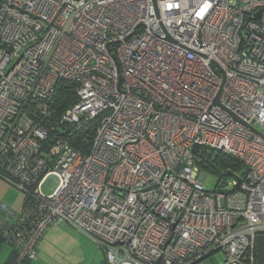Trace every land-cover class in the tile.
Instances as JSON below:
<instances>
[{"label":"built area","instance_id":"2783aa9c","mask_svg":"<svg viewBox=\"0 0 264 264\" xmlns=\"http://www.w3.org/2000/svg\"><path fill=\"white\" fill-rule=\"evenodd\" d=\"M61 80L77 102L48 127ZM210 149L244 177L207 190ZM0 178L26 194L19 213L0 201L17 263L69 224L108 264H256L264 0H0Z\"/></svg>","mask_w":264,"mask_h":264},{"label":"rangeland","instance_id":"374dc122","mask_svg":"<svg viewBox=\"0 0 264 264\" xmlns=\"http://www.w3.org/2000/svg\"><path fill=\"white\" fill-rule=\"evenodd\" d=\"M207 152H205V162L202 163L203 170L207 173L204 185L209 191H214L219 184L227 188V183L233 178L222 177L219 173L214 172L207 162ZM241 167V168H240ZM246 166L240 165L234 169L236 176H242ZM43 191L51 193L53 188L44 184ZM26 194L21 189L0 178V201L6 204L11 210L19 213L24 205ZM11 246L5 244L0 252V264L8 261ZM218 261L222 263L225 258L223 251L216 254ZM29 264H107L105 261V251L99 248L88 236L79 232L69 224H52L49 225L41 240L38 249L37 260Z\"/></svg>","mask_w":264,"mask_h":264},{"label":"trees","instance_id":"16d2710c","mask_svg":"<svg viewBox=\"0 0 264 264\" xmlns=\"http://www.w3.org/2000/svg\"><path fill=\"white\" fill-rule=\"evenodd\" d=\"M76 102H77V96H76L75 84L66 80L59 81L56 87V94L51 106V112L54 117L50 122L44 119L45 124L48 127H50L55 118L62 116V114L66 111V109L76 104ZM96 125H97V118L92 120L89 124H87L85 128L76 131H69L68 133H65L64 136L67 139H69L71 145L74 148L84 149V151H88L91 140L93 139V136L96 132ZM206 152L208 154L206 160L209 163V165L208 166L204 165V166L211 168L216 173H219L221 175V180H223L222 177H224L225 172L231 171L235 173L234 169L237 166L240 165L245 166L242 162L237 161L236 158L224 152H219L218 150L215 149H210ZM200 164L202 165L201 161ZM245 174H246V170L244 174L240 177H244ZM5 244L6 243L4 242L3 237L0 233V252ZM30 262L31 261H24L22 263H17V257L16 254L14 253V249L12 248L9 259L4 264H29Z\"/></svg>","mask_w":264,"mask_h":264},{"label":"water","instance_id":"95a60500","mask_svg":"<svg viewBox=\"0 0 264 264\" xmlns=\"http://www.w3.org/2000/svg\"><path fill=\"white\" fill-rule=\"evenodd\" d=\"M200 146L196 145L194 147V152L197 153L199 151ZM225 177L230 178H236L240 180L239 176H236L235 173L231 171H227L224 174ZM256 264H264V234H260L257 237V263Z\"/></svg>","mask_w":264,"mask_h":264},{"label":"crops","instance_id":"0c3cea01","mask_svg":"<svg viewBox=\"0 0 264 264\" xmlns=\"http://www.w3.org/2000/svg\"><path fill=\"white\" fill-rule=\"evenodd\" d=\"M40 244H41V242L39 243L38 249H39V247H40ZM105 261H106V255H105Z\"/></svg>","mask_w":264,"mask_h":264},{"label":"bare ground","instance_id":"6f19581e","mask_svg":"<svg viewBox=\"0 0 264 264\" xmlns=\"http://www.w3.org/2000/svg\"><path fill=\"white\" fill-rule=\"evenodd\" d=\"M236 167V166H235ZM241 168V167H240Z\"/></svg>","mask_w":264,"mask_h":264},{"label":"clouds","instance_id":"9594fccd","mask_svg":"<svg viewBox=\"0 0 264 264\" xmlns=\"http://www.w3.org/2000/svg\"><path fill=\"white\" fill-rule=\"evenodd\" d=\"M106 255V254H105ZM108 264V263H107Z\"/></svg>","mask_w":264,"mask_h":264}]
</instances>
